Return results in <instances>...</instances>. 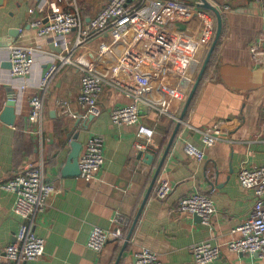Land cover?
Instances as JSON below:
<instances>
[{"label": "crops", "instance_id": "obj_1", "mask_svg": "<svg viewBox=\"0 0 264 264\" xmlns=\"http://www.w3.org/2000/svg\"><path fill=\"white\" fill-rule=\"evenodd\" d=\"M174 1L180 5L171 6L150 34L158 53L147 64L138 66L135 58H129L134 37L144 32L142 24L127 32L94 35L75 51L73 63L63 65L47 89L40 127L30 120V98L40 93V81L58 61L55 54L59 51L53 35L39 37L30 26L32 19L43 15L30 12L36 0H0V251L14 242L23 223L13 211L15 195L2 186L33 163L43 165L46 181L54 183L58 193L34 219L37 235L45 239V255L26 264H135V253L142 249L157 253L162 264H195L192 247L207 241L218 245L222 253L212 264H264L262 258L229 250V243L239 236L235 229L251 217L256 201L254 191L241 186L239 172L245 164L264 166V65H255L250 51L264 25V4L215 0L228 4L230 10L223 14L212 65L151 189L218 29L212 11L186 0ZM102 4L101 0H64L62 8L79 6L88 22ZM75 40L73 33L69 42ZM15 45L35 49L27 80L10 74L9 50ZM125 61H130L132 72ZM83 68L105 81L96 110L78 103ZM123 87L140 98L139 124L116 126L112 122L113 109L133 102ZM11 98L16 109L14 125L1 120ZM219 122L226 133L205 149L204 160L188 157L186 142L203 149L202 131ZM93 135L105 140V162L98 178L65 174L64 161L75 137L83 146L82 153ZM150 136L148 149L136 148ZM146 154L154 156L151 163ZM162 179L173 187L165 200L156 196ZM196 192L209 194L215 202L211 226L177 210L182 198ZM117 215L131 219L125 239L109 241L101 252L90 249L87 241L92 230L112 229Z\"/></svg>", "mask_w": 264, "mask_h": 264}, {"label": "built area", "instance_id": "obj_2", "mask_svg": "<svg viewBox=\"0 0 264 264\" xmlns=\"http://www.w3.org/2000/svg\"><path fill=\"white\" fill-rule=\"evenodd\" d=\"M63 1L36 0V8L30 9V12L39 11L43 14L41 17L32 19L30 26L36 29L39 37L53 35L54 46L60 49V52L55 54L58 61L51 64L40 81V93L30 98V120L40 127L43 122V105L47 89L61 67L67 63H73L72 56L75 51L82 49L94 35L99 36L115 30L127 32L134 25L142 24L144 32L134 37L129 58L130 61L135 58L134 64L138 66L147 64L158 53L156 39L150 34L156 31L171 6L180 5L174 0H101L103 3L101 9L94 18L86 22L79 6L76 5L72 10H66L62 8ZM186 1L199 9H202V5L208 2L219 10L222 17L230 10L228 4H218L214 0ZM259 1L264 4V0ZM73 33L76 34V40L71 44L69 37ZM34 50V47L22 45L10 48V74L13 78L27 80L31 76L34 66ZM250 51L255 65H264V25L252 43ZM138 53L140 56L136 57ZM130 61H125L124 65L132 72ZM82 70L78 103L82 108L96 110L103 91L104 78L92 70L86 68ZM23 88H26V85ZM122 90L133 97V102L130 105L113 109L112 122L116 126L139 124L140 98L129 93L126 87ZM225 133L223 122H219L202 131L203 149L191 142H186L185 153L188 157L202 161L205 158V149L214 146ZM151 143L152 137L150 136L143 143H139L136 148L146 150ZM104 145L105 140L101 135H93L88 140L79 157L80 176L83 179L98 178L105 162ZM239 180L243 188L254 191L256 201L251 217L235 229L239 236L229 243V250L264 259V166L243 165L239 172ZM2 187L15 195L13 211L23 223L14 242L0 251V264H26L42 258L45 255V239L37 235L34 219L38 214L47 210L50 198L58 193L55 184L46 181L42 164L31 163ZM172 190L173 187L168 180H159L156 196L160 200H165ZM177 210L180 213L198 215L208 226H211L212 219L217 212L213 198L202 192L182 198ZM113 223L114 227L109 230L95 227L88 238L87 246L96 252H101L109 241L124 240L125 232L131 225V219L117 215ZM191 252L195 264H212L222 255L220 247L210 241L194 245ZM134 257L135 264H162L158 254L149 249L136 252Z\"/></svg>", "mask_w": 264, "mask_h": 264}, {"label": "water", "instance_id": "obj_3", "mask_svg": "<svg viewBox=\"0 0 264 264\" xmlns=\"http://www.w3.org/2000/svg\"><path fill=\"white\" fill-rule=\"evenodd\" d=\"M202 8L204 9H208L210 11H212L213 13H215L216 17H217V20H218V29H217V33H216V36H215V39H214V42L212 43V46L207 54V57L200 69V72L197 76V79L194 83V86L188 96V99L186 101V104H185V107H184V110H183V113L181 115V118H180V122L177 126V129L174 133V135L172 136L171 138V141H170V144H169V147H168V150L167 152L165 153L164 157L162 158L160 164H159V167H158V170L155 174V177H154V180H153V183H152V186H151V189L153 188V186L155 185L156 181H157V178L159 176V173H160V170L165 162V159L167 157V154L171 148V146L173 145L174 141H175V138H176V135H177V132H178V129L180 127V125L182 124V121L184 120L185 116H186V113L187 111L189 110V107L191 106V103L194 99V96L199 88V85L201 84V81L203 79V76L205 74V71L207 69V66L214 54V51L216 49V46H217V43L221 37V34H222V29H223V17L222 15L220 14L219 10L209 4L208 2L204 3L202 5ZM58 51L60 52V49H58ZM9 66L11 67V64H9ZM16 109H15V102L13 101V99L11 98L10 101L7 103V106L5 107L2 115H1V120L8 124V125H14L15 124V120H16ZM92 118V117H91ZM77 140V137H75V141H73L71 143V151L70 153L67 155L66 157V160L64 161V173L66 174H69V175H72V176H76V175H80L81 171H80V168H79V157H80V153L82 151V144L79 143ZM144 154L143 151H140L139 152V156L142 157ZM146 158L147 160L149 161V163H151L153 160H154V156L152 154H146ZM150 189V190H151ZM146 199H148V195L146 197ZM145 199V200H146ZM145 205V204H144ZM144 207V206H143ZM142 207V209H143ZM141 209V210H142ZM196 217H199L198 215H195ZM140 215L137 216V218L135 219L133 225H132V231L135 227V225L137 224L138 222V219H139ZM199 219L202 221V218L199 217ZM131 237V234L129 233L127 239H130Z\"/></svg>", "mask_w": 264, "mask_h": 264}, {"label": "trees", "instance_id": "obj_4", "mask_svg": "<svg viewBox=\"0 0 264 264\" xmlns=\"http://www.w3.org/2000/svg\"><path fill=\"white\" fill-rule=\"evenodd\" d=\"M212 58H213V56H212ZM211 58V60H210V62H209V64H208V66H207V69H206V71H205V74H204V76L207 74V71H208V69L210 68V66L212 65V61H213V59ZM204 76H203V78H204Z\"/></svg>", "mask_w": 264, "mask_h": 264}, {"label": "rangeland", "instance_id": "obj_5", "mask_svg": "<svg viewBox=\"0 0 264 264\" xmlns=\"http://www.w3.org/2000/svg\"><path fill=\"white\" fill-rule=\"evenodd\" d=\"M214 1H215V0H214ZM216 1H218V2H219L220 0H216ZM216 1H215V2H216Z\"/></svg>", "mask_w": 264, "mask_h": 264}]
</instances>
